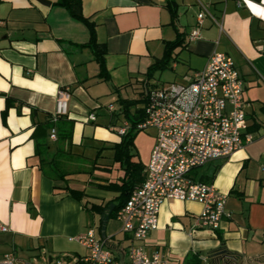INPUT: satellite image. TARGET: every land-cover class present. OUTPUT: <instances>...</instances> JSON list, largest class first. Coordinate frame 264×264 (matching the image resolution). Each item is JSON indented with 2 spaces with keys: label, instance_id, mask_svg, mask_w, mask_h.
Returning <instances> with one entry per match:
<instances>
[{
  "label": "crops",
  "instance_id": "0c3cea01",
  "mask_svg": "<svg viewBox=\"0 0 264 264\" xmlns=\"http://www.w3.org/2000/svg\"><path fill=\"white\" fill-rule=\"evenodd\" d=\"M44 1L0 0V258L8 254L18 264L78 258L87 249L68 237L92 229L113 264L127 261L137 242L110 212L126 196L130 184H123L135 187L144 178L155 129L148 155L142 158L133 141L130 168H124L113 149L127 123L119 99L141 101L130 112L144 107L146 90L160 86L151 78L163 70L148 78L146 71L179 32L185 46L174 50L166 69L184 83L211 53H226L243 80L252 140L191 171L226 194L217 229L195 225L200 202L165 199L157 228L141 244L147 254L161 253L166 264H219L209 253L221 245L239 256L238 264L264 256V0H173L174 14L167 0H81L95 40L106 48L107 79L84 46L90 38L85 22L56 0ZM201 5L210 15L203 17L199 38L188 41ZM60 87H69L71 97L67 114L53 121ZM79 160L75 174L66 172V163ZM52 170L64 172L65 180ZM65 185L82 196L73 197Z\"/></svg>",
  "mask_w": 264,
  "mask_h": 264
},
{
  "label": "built area",
  "instance_id": "2783aa9c",
  "mask_svg": "<svg viewBox=\"0 0 264 264\" xmlns=\"http://www.w3.org/2000/svg\"><path fill=\"white\" fill-rule=\"evenodd\" d=\"M206 14L209 13L201 5L188 41L199 38V27ZM242 94L243 80L224 52L211 53L203 68L193 71L184 83L171 82L146 90L144 118L136 128H154L155 140L143 181L131 189L115 214L121 230L132 234L137 242L129 246L124 264H166L161 253L147 254L141 244L148 232L157 228L159 208L165 199L200 202L202 208L195 225L211 230L219 227L226 214V194L212 182L194 179L191 171L211 160L228 157L252 140L246 132ZM70 97L69 87L58 88L53 121L67 114ZM108 108L113 107L110 104ZM88 119L94 120L95 115L89 113ZM127 127L125 123L118 133L123 134ZM49 137L56 139L55 127L49 129ZM68 239L85 247L87 253L78 258L61 255L46 263L34 260L21 264H113L112 252L92 229ZM18 263L8 254L0 258V264Z\"/></svg>",
  "mask_w": 264,
  "mask_h": 264
},
{
  "label": "trees",
  "instance_id": "16d2710c",
  "mask_svg": "<svg viewBox=\"0 0 264 264\" xmlns=\"http://www.w3.org/2000/svg\"><path fill=\"white\" fill-rule=\"evenodd\" d=\"M57 5L65 8L68 13L76 19H79L88 26L90 31V38L89 42L84 44V46H87L90 48L94 60L98 63L99 66V76L104 77V79L108 78L107 71L104 66V55L106 53L105 45L102 43H98L95 40V32H94V25L91 21H89L82 12V5L81 0H56L55 2ZM168 7L172 10L174 14V2L173 0H167ZM185 41L183 35L179 32L176 36V38L173 41L166 42L164 46V51L161 56V58L155 60L153 64H151L146 71V77H151L152 73L156 70H164L168 68L170 60L174 56V50L179 47H184ZM119 102L121 104L122 112L124 113V116L126 117V121L128 123V127L125 130V132L120 136V141L113 145L114 149V159L120 162L126 163V166L124 168H130V154H129V148L133 145L134 136L139 129L136 128V125L141 122L144 118V111L143 108H136L134 112L129 111L130 105H135L138 102H141L139 100L133 101V100H127V99H119ZM8 105V103H7ZM63 117V116H60ZM59 117V118H60ZM51 121V119H50ZM48 124V123H47ZM47 124L41 125L42 128H45ZM45 126V127H44ZM49 129V128H48ZM56 179H63L65 180V173L64 172H57L56 170H52L50 172ZM143 177L140 178L139 183L143 181ZM127 184H130L128 186ZM123 185H127L126 188L123 189L126 192V196L124 198H120L117 204L112 207L111 214L115 215L117 210L122 206V204L125 202L127 196L129 195V192L134 187V184L131 183H125ZM65 191H67L70 195H72L75 198H80L82 196V192L75 190L73 188H70L68 185H65L63 187ZM210 258L217 260L219 264H237L239 262L240 258L237 254L228 251L224 246L221 245L219 249L213 250L209 253ZM219 260L221 262H219Z\"/></svg>",
  "mask_w": 264,
  "mask_h": 264
},
{
  "label": "rangeland",
  "instance_id": "374dc122",
  "mask_svg": "<svg viewBox=\"0 0 264 264\" xmlns=\"http://www.w3.org/2000/svg\"><path fill=\"white\" fill-rule=\"evenodd\" d=\"M178 82L181 81L179 78H176V80H174L173 78V73L169 70V69H164L163 72H157L155 74V76L153 78H151V82L152 83H157V85H161L163 84H168L171 82ZM121 123V122H120ZM153 129L152 128H146V129H142L140 131H138L136 133V135L134 136V150H137L138 153L141 155L142 158L146 157V155H148L149 151H150V147L152 145L153 142ZM76 164V163H74ZM67 164L65 168L68 169L69 173L75 174V172H72V168L78 167L81 165L80 160L77 161V164Z\"/></svg>",
  "mask_w": 264,
  "mask_h": 264
},
{
  "label": "water",
  "instance_id": "95a60500",
  "mask_svg": "<svg viewBox=\"0 0 264 264\" xmlns=\"http://www.w3.org/2000/svg\"><path fill=\"white\" fill-rule=\"evenodd\" d=\"M38 1L43 2L44 0H38ZM44 2H45V1H44ZM45 3L47 4L48 2H45ZM219 262H221V261L219 260ZM237 264H238V263H237ZM244 264H264V256L259 257V258L254 259V260H251V261H247V262H245Z\"/></svg>",
  "mask_w": 264,
  "mask_h": 264
}]
</instances>
